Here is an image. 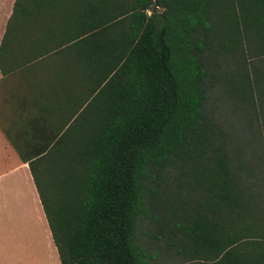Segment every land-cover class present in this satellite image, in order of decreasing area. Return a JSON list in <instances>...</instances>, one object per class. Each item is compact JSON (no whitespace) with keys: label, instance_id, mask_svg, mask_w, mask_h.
I'll use <instances>...</instances> for the list:
<instances>
[{"label":"trees","instance_id":"trees-1","mask_svg":"<svg viewBox=\"0 0 264 264\" xmlns=\"http://www.w3.org/2000/svg\"><path fill=\"white\" fill-rule=\"evenodd\" d=\"M21 67L65 109L11 143L60 264H264V0H14Z\"/></svg>","mask_w":264,"mask_h":264},{"label":"crops","instance_id":"crops-1","mask_svg":"<svg viewBox=\"0 0 264 264\" xmlns=\"http://www.w3.org/2000/svg\"><path fill=\"white\" fill-rule=\"evenodd\" d=\"M13 2L0 0V41ZM42 71L0 72V264H60L27 164L11 146L31 142L65 110L51 103L48 70Z\"/></svg>","mask_w":264,"mask_h":264},{"label":"rangeland","instance_id":"rangeland-1","mask_svg":"<svg viewBox=\"0 0 264 264\" xmlns=\"http://www.w3.org/2000/svg\"><path fill=\"white\" fill-rule=\"evenodd\" d=\"M157 261H158V260H157ZM157 261H156L157 264H165V263H167V262H169V264H178V263H177V260H172V259H171V260H162V261H160V262H157Z\"/></svg>","mask_w":264,"mask_h":264}]
</instances>
